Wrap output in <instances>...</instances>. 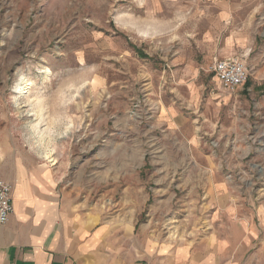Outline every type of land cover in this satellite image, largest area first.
Returning <instances> with one entry per match:
<instances>
[{"label":"rangeland","instance_id":"1","mask_svg":"<svg viewBox=\"0 0 264 264\" xmlns=\"http://www.w3.org/2000/svg\"><path fill=\"white\" fill-rule=\"evenodd\" d=\"M0 149L122 263L241 231L264 252V0H0Z\"/></svg>","mask_w":264,"mask_h":264},{"label":"crops","instance_id":"2","mask_svg":"<svg viewBox=\"0 0 264 264\" xmlns=\"http://www.w3.org/2000/svg\"><path fill=\"white\" fill-rule=\"evenodd\" d=\"M233 37L237 42L243 41L239 33ZM229 57L243 59L238 54L222 59ZM215 80L221 86L216 77ZM6 169L0 149V179L13 187V213L7 224L0 226V264H132L127 260L134 258L131 251H124L122 263L116 249L106 250L100 242L102 231L80 223L45 178L21 170L9 175ZM218 189H224L221 183L214 187V191ZM221 212V216L228 215ZM241 235L240 239L227 237L220 243L209 242L195 250L191 245H165L155 253L144 250L141 264H264V252L245 244L243 231Z\"/></svg>","mask_w":264,"mask_h":264},{"label":"built area","instance_id":"3","mask_svg":"<svg viewBox=\"0 0 264 264\" xmlns=\"http://www.w3.org/2000/svg\"><path fill=\"white\" fill-rule=\"evenodd\" d=\"M211 72L222 88L232 93L245 86L250 76L243 59L239 57L216 60ZM12 193V185L0 179V226L6 225L13 213Z\"/></svg>","mask_w":264,"mask_h":264}]
</instances>
